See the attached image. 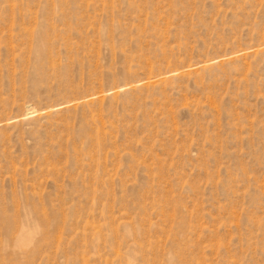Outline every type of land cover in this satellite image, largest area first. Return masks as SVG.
Returning a JSON list of instances; mask_svg holds the SVG:
<instances>
[{
  "label": "rangeland",
  "instance_id": "1",
  "mask_svg": "<svg viewBox=\"0 0 264 264\" xmlns=\"http://www.w3.org/2000/svg\"><path fill=\"white\" fill-rule=\"evenodd\" d=\"M0 264H264V0H0Z\"/></svg>",
  "mask_w": 264,
  "mask_h": 264
}]
</instances>
